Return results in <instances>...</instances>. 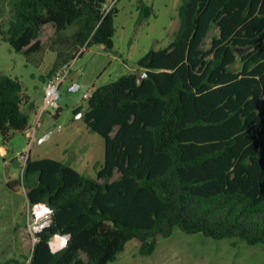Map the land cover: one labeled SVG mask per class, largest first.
Masks as SVG:
<instances>
[{
	"label": "trees",
	"instance_id": "trees-1",
	"mask_svg": "<svg viewBox=\"0 0 264 264\" xmlns=\"http://www.w3.org/2000/svg\"><path fill=\"white\" fill-rule=\"evenodd\" d=\"M107 1L0 0V18L10 12L0 37L28 55L43 50L42 28L52 24L53 73L83 47H113L116 8L104 13ZM178 14L166 47L151 48L135 70L84 98V121L104 137L95 176L28 156L27 198L45 203L50 220L30 255L0 264H107L133 238L151 254L158 236L176 227L264 246V0H181ZM236 46L249 49L239 55ZM36 108L20 80L0 72L3 138L25 131ZM66 234V246L52 251L51 239Z\"/></svg>",
	"mask_w": 264,
	"mask_h": 264
},
{
	"label": "rangeland",
	"instance_id": "rangeland-1",
	"mask_svg": "<svg viewBox=\"0 0 264 264\" xmlns=\"http://www.w3.org/2000/svg\"><path fill=\"white\" fill-rule=\"evenodd\" d=\"M142 3L151 6L149 15H141ZM180 3L181 0H113L112 6L116 8L113 47L106 49L103 44L94 43L81 48L68 62L69 71L58 89L59 111L51 106L44 108L48 78L62 67L50 73L56 60V52L50 47L55 36L53 25L45 24L42 28L43 50L28 55L14 50L0 37V72L17 77L23 91L37 105L30 113L25 131H18L7 139L0 134V147L4 145L7 149L4 154V148H0L1 258L30 255L36 231L50 217L47 212L37 216L35 205L29 203L27 187L22 181L25 155L31 154L32 158L47 154L66 158L82 156L89 165L80 166L81 172L95 176L104 160V137L88 127L83 119L84 113L74 109L79 105L83 111L87 108L83 97L85 92L135 70L138 60L151 48L166 47L179 25ZM1 4L8 8L5 2ZM9 18L10 12L7 11L0 18V24ZM77 28L76 23L70 25L64 35H70ZM216 32L213 29L209 33L206 45ZM74 83L79 86L71 90ZM47 128L49 130L43 133ZM52 129L56 131L42 140ZM32 132L34 136L31 138ZM23 259L27 264L29 260ZM107 264H264V246L235 238L218 239L202 233H186L176 227L170 236H158L151 254H142L140 240L133 238L117 258Z\"/></svg>",
	"mask_w": 264,
	"mask_h": 264
},
{
	"label": "built area",
	"instance_id": "built-area-1",
	"mask_svg": "<svg viewBox=\"0 0 264 264\" xmlns=\"http://www.w3.org/2000/svg\"><path fill=\"white\" fill-rule=\"evenodd\" d=\"M112 3H113V0L110 1V3H109L110 5L108 4V1L104 4V6H103V12L104 13H107L111 9ZM67 64L68 63L64 64L58 71H56L51 77L48 78V81H47V84H46V87H45V90H44V100H45L44 108H47V107L51 106V107L57 109L59 107V104H58V97H59L58 89H59L60 85L62 84V82L64 81V79L66 78V75H67V73L69 71V68H68ZM90 93H91V91L85 92L83 97L84 98L88 97L90 95ZM33 136H34V132L30 133V137L32 138ZM28 156H29L28 154L25 155V159L22 162V164H23L22 165V170H23V168L25 166V163H26V160H27ZM38 204H43V205L46 206L45 203H38ZM38 204H36V205H38ZM46 212L49 213V214L51 213V209L48 208L47 206H46ZM48 223H49V221L45 222L44 224H42L40 226L39 230H41ZM56 236L57 235H55L54 237H56ZM63 246L54 249L52 247V245H51V249H52V251H57V250L61 249Z\"/></svg>",
	"mask_w": 264,
	"mask_h": 264
},
{
	"label": "crops",
	"instance_id": "crops-1",
	"mask_svg": "<svg viewBox=\"0 0 264 264\" xmlns=\"http://www.w3.org/2000/svg\"><path fill=\"white\" fill-rule=\"evenodd\" d=\"M49 130V128H47L43 133H45L46 131H48ZM42 133V134H43ZM36 138H38V136H36ZM1 147H3L4 148V152H2V153H6L7 152V149L4 147V145H1ZM0 147V148H1ZM64 154H66V152L64 151ZM29 157L30 158H32L31 157V154L29 155ZM44 157H49V158H55V159H58V160H61V161H64V162H66V161H68V163L69 164H71L72 166H74L78 171H80L81 172V170H80V168L84 165V166H87V165H89L88 164V161L87 162H85V159H83V157L82 156H79L78 158H75L74 156L73 157H71V158H66V156H64V155H62L61 157H55V156H53V155H42V156H38L37 158H44ZM32 159H36V158H32ZM81 166V167H80ZM81 173H83V172H81Z\"/></svg>",
	"mask_w": 264,
	"mask_h": 264
},
{
	"label": "water",
	"instance_id": "water-1",
	"mask_svg": "<svg viewBox=\"0 0 264 264\" xmlns=\"http://www.w3.org/2000/svg\"><path fill=\"white\" fill-rule=\"evenodd\" d=\"M249 49V47H245V48H242V47H238V46H236L235 47V51L239 54V55H241V54H243L244 52H246L247 50ZM147 75V73L145 72V71H142L140 74H139V76H138V82H140L141 80H142V78L143 77H145ZM78 83H74L72 86H71V90H75V89H77L78 88ZM78 112H80V113H83V110H80V111H78ZM56 131V129H52V130H50L47 134H45L43 137H42V140L43 139H47L51 134H53L54 132ZM66 236H67V239H66V242H65V244H64V246H66V244H67V242H68V239H69V234H66ZM50 246H51V241H50ZM63 246V247H64Z\"/></svg>",
	"mask_w": 264,
	"mask_h": 264
},
{
	"label": "bare ground",
	"instance_id": "bare-ground-1",
	"mask_svg": "<svg viewBox=\"0 0 264 264\" xmlns=\"http://www.w3.org/2000/svg\"><path fill=\"white\" fill-rule=\"evenodd\" d=\"M34 210L37 216H41L46 212V206L43 204H38L35 206ZM66 239V235H57L54 239L51 240V245L54 249L59 248L65 244Z\"/></svg>",
	"mask_w": 264,
	"mask_h": 264
}]
</instances>
